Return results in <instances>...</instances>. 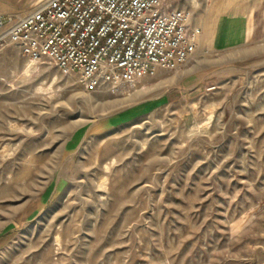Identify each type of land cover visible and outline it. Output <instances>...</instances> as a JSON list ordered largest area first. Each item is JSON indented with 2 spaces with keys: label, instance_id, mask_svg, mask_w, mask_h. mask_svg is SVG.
Masks as SVG:
<instances>
[{
  "label": "rangeland",
  "instance_id": "obj_1",
  "mask_svg": "<svg viewBox=\"0 0 264 264\" xmlns=\"http://www.w3.org/2000/svg\"><path fill=\"white\" fill-rule=\"evenodd\" d=\"M170 1L195 60L116 92L0 45V264H264V0Z\"/></svg>",
  "mask_w": 264,
  "mask_h": 264
},
{
  "label": "built area",
  "instance_id": "obj_2",
  "mask_svg": "<svg viewBox=\"0 0 264 264\" xmlns=\"http://www.w3.org/2000/svg\"><path fill=\"white\" fill-rule=\"evenodd\" d=\"M199 29L170 0H44L0 15V45L55 66L86 91L116 92L193 58Z\"/></svg>",
  "mask_w": 264,
  "mask_h": 264
},
{
  "label": "crops",
  "instance_id": "obj_3",
  "mask_svg": "<svg viewBox=\"0 0 264 264\" xmlns=\"http://www.w3.org/2000/svg\"><path fill=\"white\" fill-rule=\"evenodd\" d=\"M7 1V0H0V15H11V13H13L15 10L12 7H5L3 2ZM241 27L240 30L242 31V36H241V40L246 41L249 36H250V26H249V21L248 18L245 21H243V19L241 20ZM227 27L226 25H223V32L227 31ZM196 56H194L192 58V60H195ZM191 78V76H188L187 79L189 80ZM184 84V82H183ZM182 84V85H183ZM196 84V83H195ZM194 84V85H195ZM195 87V86H194ZM191 88V87H190ZM192 89V88H191Z\"/></svg>",
  "mask_w": 264,
  "mask_h": 264
}]
</instances>
